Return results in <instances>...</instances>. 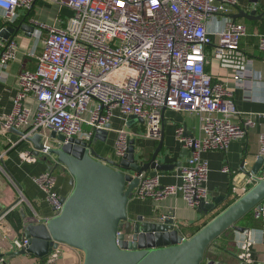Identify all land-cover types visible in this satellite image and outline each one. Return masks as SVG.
Masks as SVG:
<instances>
[{"label":"built area","instance_id":"1","mask_svg":"<svg viewBox=\"0 0 264 264\" xmlns=\"http://www.w3.org/2000/svg\"><path fill=\"white\" fill-rule=\"evenodd\" d=\"M48 1L73 10V15L64 26L39 22L45 36L36 55L37 67L18 73L14 107L2 121L4 129H19L22 138L36 134L44 138L55 131L66 139L89 141L95 131L110 126L118 110L123 116L143 119L145 126L143 133L117 130L115 153L121 158L137 136L161 137L165 110L195 114L200 121L198 136L187 134L182 126L176 129L178 140L190 152L179 170L181 182L163 184L159 174L142 173L134 195L159 202L182 194L193 208L208 202L209 167L203 152L226 151L233 140L246 136L257 117L264 116L241 111L226 82L207 69L216 62L234 71L236 80L252 77L253 59L241 48L247 27L227 16L239 0ZM34 3L0 0V30L16 23L20 8L30 10ZM218 15L227 17L214 40L209 26ZM259 49L264 52V32L259 34ZM19 53L16 39L0 40V83L7 81L9 66ZM236 117L241 120L236 122ZM259 141L264 156V131ZM47 148L43 152L48 153ZM22 157L36 160L32 151ZM255 180L251 176L250 181ZM36 182L54 215L59 214L64 202L54 189L53 171L41 173ZM256 212L264 220V199ZM28 244L24 237L14 240L13 247L20 251ZM252 246L248 235L239 246L241 264L253 263ZM57 256L51 252L48 264ZM0 264H10L1 249Z\"/></svg>","mask_w":264,"mask_h":264},{"label":"crops","instance_id":"2","mask_svg":"<svg viewBox=\"0 0 264 264\" xmlns=\"http://www.w3.org/2000/svg\"><path fill=\"white\" fill-rule=\"evenodd\" d=\"M240 8L249 12L256 10L257 15L263 14L261 19L241 17L235 20L244 23L247 27V35L241 40V48L253 59L252 77L236 80L234 71L223 69L216 62H212L208 70L212 71L216 79L226 82L241 111L264 115V52L259 49V34L264 32V0H255V2L239 0V5L231 10L227 15L228 18L234 20L233 16L239 13ZM19 13L20 16L14 25L20 26L26 22L33 26L34 30L20 29L8 38L17 40L20 53L17 61L9 66L7 81L0 83V155L3 154L0 160V249L10 264H48L49 255L40 258L30 253L17 254L18 251L13 247L14 240H22L25 237L21 211L25 212L28 219L53 217L54 208L46 199V193L36 182V177L47 170L53 171L56 177L54 189L64 197L73 190L72 176L64 166L59 165L56 168V158L53 155L43 151L38 153L33 142L22 138L19 133L22 131L4 129L1 122L13 111L18 73L23 69L35 70L37 67L36 55L42 50V41L45 36L39 22L64 26L68 18L73 15V10L65 7L60 9L58 5L48 0H35L32 9L20 8ZM227 16L218 15L210 23L209 30L214 40L215 32L223 28ZM212 51L213 46L208 47V52ZM28 103L35 106L32 99H29ZM234 120L238 122L241 119L236 117ZM162 124L164 125V141L159 157L169 168L159 171L158 174L163 184L180 183L179 170L186 163L189 151L183 148L178 140L176 129L182 126L187 134L198 136L200 134L199 117L184 111L167 109L164 111ZM122 128L138 133H141V129L145 131L141 121L131 120L117 110L110 127L100 132L95 131L93 138L89 141L93 142L94 149L100 155L107 158H120L115 153V145L117 130ZM86 129L89 128L86 127ZM263 131L264 116H260L256 118V124L248 129L246 136L233 140L226 151L203 152L202 158L207 161L209 167L208 202L212 203L216 200L213 208L203 207V205L197 208L190 207L182 194L159 202H155L152 198L134 195L128 205L129 218L133 220L144 216L146 219L151 216L174 214L175 222L183 235L190 237L253 187L257 180L252 183L251 176L258 179L264 177V156L260 155L259 141V135ZM46 138L50 137L46 136ZM160 138L137 136L134 139L136 155L143 160L149 159L158 147ZM25 151H32L36 160L24 159L22 153ZM225 167L228 170H224ZM256 214V210H253L241 219L238 225L244 227V231L231 228L223 233L208 249L207 261L218 259L229 264H240L239 246L249 235L253 240L252 264H264V220ZM51 252L58 254L53 264H82L83 253L68 245L59 244Z\"/></svg>","mask_w":264,"mask_h":264},{"label":"water","instance_id":"3","mask_svg":"<svg viewBox=\"0 0 264 264\" xmlns=\"http://www.w3.org/2000/svg\"><path fill=\"white\" fill-rule=\"evenodd\" d=\"M262 16L256 10L240 8L233 18ZM20 29L32 31L34 27L26 22L9 25L0 30V40L8 39ZM129 118L138 119L134 115ZM1 125L5 128L2 122ZM163 128L162 124L159 145L147 160L136 155L134 140L123 157L107 158L94 149L92 141L66 139L51 131L48 136L57 144L47 148L41 134L28 136L36 150L47 148L56 158V168L62 165L68 170L73 190L63 197L62 211L51 218L28 219L21 211L29 244L17 254L30 253L43 258L59 244H65L83 253L82 264H229L218 259L207 261L208 249L229 229L245 230L238 222L264 199V177L190 237L183 235L174 214L129 218L128 205L140 183V175H156L169 168L159 157ZM215 203L216 200L205 201L201 205L213 208Z\"/></svg>","mask_w":264,"mask_h":264},{"label":"rangeland","instance_id":"4","mask_svg":"<svg viewBox=\"0 0 264 264\" xmlns=\"http://www.w3.org/2000/svg\"><path fill=\"white\" fill-rule=\"evenodd\" d=\"M114 117H115V115H114ZM143 131H144L143 129L140 130L141 133H143ZM43 141L46 142L49 146H55L57 144V142L51 138L44 137ZM38 153H40V151H38Z\"/></svg>","mask_w":264,"mask_h":264},{"label":"trees","instance_id":"5","mask_svg":"<svg viewBox=\"0 0 264 264\" xmlns=\"http://www.w3.org/2000/svg\"><path fill=\"white\" fill-rule=\"evenodd\" d=\"M0 26H3V23H2ZM207 69H208V68H207ZM248 213H250V212H248ZM240 221H241V220H240ZM240 221H239V222H240ZM239 222H238V224H239Z\"/></svg>","mask_w":264,"mask_h":264}]
</instances>
